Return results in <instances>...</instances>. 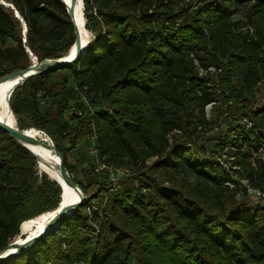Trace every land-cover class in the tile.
<instances>
[{
  "label": "trees",
  "instance_id": "obj_1",
  "mask_svg": "<svg viewBox=\"0 0 264 264\" xmlns=\"http://www.w3.org/2000/svg\"><path fill=\"white\" fill-rule=\"evenodd\" d=\"M5 1L28 30L24 41L22 20L0 0V77L74 44L61 0ZM84 8L88 50L20 84L10 105L21 129L54 141L86 201L0 264H264V203L249 192L264 193L256 153L264 0H84ZM222 126L219 142L200 143ZM60 195L33 154L0 130V249Z\"/></svg>",
  "mask_w": 264,
  "mask_h": 264
},
{
  "label": "water",
  "instance_id": "obj_2",
  "mask_svg": "<svg viewBox=\"0 0 264 264\" xmlns=\"http://www.w3.org/2000/svg\"><path fill=\"white\" fill-rule=\"evenodd\" d=\"M82 2V5L84 7V0H61V2L65 5V8L67 10V14L74 26L75 30V42L70 47L68 52L60 57H47L42 60H39L37 56H32V63L24 68H20L17 70H14L10 73H7L0 77V82L3 80H7L10 78H17L16 83L13 85L12 89L9 92L8 95V105L11 113L15 116L11 105H10V99L14 92V90L23 82L28 80L29 78L33 77L34 75L46 73L49 71H52L54 69H58L60 67L71 65L74 62H76L89 48L90 43L86 42V38H84L81 27H80V16H79V10H78V4L79 2ZM1 3H3L6 6H11L15 10V15L22 20L24 18L21 16L20 12L16 9V7L10 3L5 2V0H1ZM24 24V23H23ZM26 29V32H25ZM28 27L25 22L24 24V41H26V33H27ZM73 48H75V51L73 52ZM27 50L30 52V55H34L33 52L30 50V48H27ZM16 119V116H15ZM17 121V119H16ZM34 128H27V129H21L18 124L15 126L11 124L8 120H5L1 118L0 116V130L6 131L11 137H13L15 140H17L19 143L24 145L37 159L38 167L41 165V163L51 167L52 169L56 171V173H51L47 170H42L39 168L40 172H45L49 175L52 179L57 181L59 185L61 186V200L59 203V206L57 207L56 213L52 216L50 219L48 226L42 230L41 232L36 233L30 238H25L22 241H18L15 239V237L9 241L7 245L2 247L0 249V263L11 260L15 257H17L20 254L25 253L30 248L37 245V243L40 241L41 238L45 237L49 233H51L56 227L59 226L61 220L66 217L72 215L75 210L83 205L86 201V194L83 191L80 184L76 181L73 173L69 170V168L66 166L64 161L63 154L58 150L57 146L55 145L54 141L51 139L50 142L44 141L41 137L35 135L31 132V130ZM38 131V130H37ZM43 132L42 130H40ZM33 144L38 145L42 144L45 147L52 149L55 151L56 155L58 156V159L55 160V165L50 164L47 158V155L44 153H41L40 151H36L35 149L29 147L27 144ZM73 187L79 194L74 199H69V192L67 187ZM23 222L21 223L18 233L21 231V226Z\"/></svg>",
  "mask_w": 264,
  "mask_h": 264
},
{
  "label": "bare ground",
  "instance_id": "obj_3",
  "mask_svg": "<svg viewBox=\"0 0 264 264\" xmlns=\"http://www.w3.org/2000/svg\"><path fill=\"white\" fill-rule=\"evenodd\" d=\"M84 9L85 8L83 7L82 2L80 1L78 4V10H79V16H80V27H81V31H82L84 38H86V42L89 43L92 41L93 33L91 30H89L86 27V17H85ZM23 23L25 24L24 21ZM25 32H26V29H25ZM74 51H75V48H73V52ZM16 81H17V78H10V79L3 80L0 82V116L1 118L8 120L11 124L15 126L17 125V121L15 119V116L11 113L9 109L8 95L13 85L16 83ZM32 128H34L31 130L32 133L41 137L46 142L51 141L48 134H46L45 132H41L40 129H37L35 127H32ZM27 145L35 149L36 151H40L41 153H44L45 155H47L49 163L55 165V160L58 159V156L56 155L54 150L49 149L42 144L33 145V144L28 143ZM39 168H41L42 170L45 169L51 173H56L54 168L52 169L51 167L43 163L39 165ZM67 189L69 192V199H74L78 196L79 193L73 187L68 186ZM56 209L57 208L45 211L31 219L24 221L21 226V231L15 236V239H17L18 241H22L23 239L30 238L36 233L44 230L48 226V223L50 219L52 218V216L56 213L57 211Z\"/></svg>",
  "mask_w": 264,
  "mask_h": 264
},
{
  "label": "rangeland",
  "instance_id": "obj_4",
  "mask_svg": "<svg viewBox=\"0 0 264 264\" xmlns=\"http://www.w3.org/2000/svg\"><path fill=\"white\" fill-rule=\"evenodd\" d=\"M257 98H258V102L256 104V106H261L264 104V83L260 85V88H258L257 92H256ZM208 116H211V110L210 107H208ZM225 132V127H217L216 129H214L213 131L209 132L207 134V138L204 139H200V143H206V145L208 146L209 143H216L219 142L221 140V133ZM210 151V149L208 150ZM224 157L225 155H223V157H221V161L224 162V165H226L228 167V169L230 168V161H224ZM40 172V171H39ZM42 173V172H40ZM238 174V173H237ZM235 172H233L234 177H237V175ZM49 176V175H48ZM242 182L245 184L246 180H242ZM250 196H251V201L252 203H256V202H262L264 203V193L261 194V196H256L254 193L250 192Z\"/></svg>",
  "mask_w": 264,
  "mask_h": 264
},
{
  "label": "built area",
  "instance_id": "obj_5",
  "mask_svg": "<svg viewBox=\"0 0 264 264\" xmlns=\"http://www.w3.org/2000/svg\"><path fill=\"white\" fill-rule=\"evenodd\" d=\"M256 153H259V154H261L262 155V157L264 158V147H261L260 149H259V151L258 152H256ZM104 167H107L106 166V164L105 163H101V164H99V166H98V168H104ZM110 170H111V172H112V175H113V177L116 179V172H115V170H113L111 167H108ZM118 171H120V172H123V173H127L128 172V169L127 168H125V169H118ZM249 192H252V193H254L256 196H261V194H262V192L261 191H259V190H254L253 188H249Z\"/></svg>",
  "mask_w": 264,
  "mask_h": 264
}]
</instances>
